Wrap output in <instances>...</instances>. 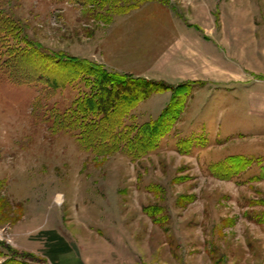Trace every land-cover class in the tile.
Instances as JSON below:
<instances>
[{"label": "rangeland", "instance_id": "374dc122", "mask_svg": "<svg viewBox=\"0 0 264 264\" xmlns=\"http://www.w3.org/2000/svg\"><path fill=\"white\" fill-rule=\"evenodd\" d=\"M0 15L43 50L109 74L154 80L135 68L167 52L181 65L194 59L195 69L207 60L217 73L166 82L182 99L178 120L134 156L124 146L87 148L77 130L48 118L91 94L95 77L53 67L69 78L50 93L0 69V264L13 253L27 264H58L46 231L83 248L90 241V257L107 264H264V0H144L124 13L0 0ZM17 42H0L4 58ZM167 92L162 110L154 96L166 92L119 118L127 138L161 116Z\"/></svg>", "mask_w": 264, "mask_h": 264}, {"label": "trees", "instance_id": "16d2710c", "mask_svg": "<svg viewBox=\"0 0 264 264\" xmlns=\"http://www.w3.org/2000/svg\"><path fill=\"white\" fill-rule=\"evenodd\" d=\"M69 1L86 7L107 8L109 13L113 11L124 13L144 0ZM19 27L15 21L0 15V42L9 35H13L18 40L11 50H7L6 58L3 57L4 53H0V69L8 73V78L12 82L20 83L25 76H30L31 80L28 81L42 82L50 93H54L58 88L63 87L69 78V75L57 72L53 68L63 65L78 68L74 70V78L79 74L96 78L93 83L94 91L87 96L76 98L73 107L68 111L61 112L53 108L48 113V118L53 119V123L58 127L77 130L80 141L87 148H106L103 152H114L124 146L135 156L136 152L141 151L145 145L153 147L156 143L153 138L164 135L172 128L173 122L178 120L177 113L180 111L182 99L176 98L178 89L174 85L163 81L109 74L94 66L91 61L45 51L40 45L30 41ZM167 91H171L173 95L161 116L154 122L139 127L133 139L127 138L126 135L129 136L130 132L123 131L119 118H124L140 102L153 94ZM48 234L53 238L55 232L41 233V235ZM50 248L52 251L49 256L53 260L59 256V253L65 252L64 246L55 243ZM19 256L24 258L27 255L19 254ZM19 256L13 253L10 259L1 264H27L21 262L17 258Z\"/></svg>", "mask_w": 264, "mask_h": 264}, {"label": "crops", "instance_id": "0c3cea01", "mask_svg": "<svg viewBox=\"0 0 264 264\" xmlns=\"http://www.w3.org/2000/svg\"><path fill=\"white\" fill-rule=\"evenodd\" d=\"M167 57L158 58L156 62H154V65H151L148 63L149 60L152 58L145 57L140 61V66L135 69H139V73H135L133 70L127 69V67H122L120 69L122 72L127 73L131 72V74L135 73L136 75L154 79V80H162L171 84H177L181 81L187 80V79H199L203 78L205 80H209L212 77L216 76L217 73H213L211 67V63L207 60L200 61L198 63V68L195 69V60L187 57L185 60V63L183 62L182 65L180 61L177 60L175 55L173 53L168 54L166 53ZM176 54V53H175ZM152 57V56H151ZM154 61V60H153ZM110 67H118L115 64H109ZM117 70V69H116ZM222 75V73H221ZM158 96L162 100L159 99V103L156 106L155 109L162 110L164 108V105L167 104L169 98L171 97V93L166 92L164 94L155 95L154 97ZM50 239H55L53 243L49 241V246L51 243V246L55 243L60 246H64L65 252L59 253L58 261L57 258L54 260L58 264H107L105 256H101L100 258L90 257V253L93 249L88 248L86 245H89L90 241L84 240V248L80 245L71 244L66 237L58 233V235L55 233L53 238H51V235H49ZM90 246V245H89ZM51 249H49V254L51 253ZM73 253L75 256V260L73 262L68 261V258L65 257L67 254ZM102 255V254H101Z\"/></svg>", "mask_w": 264, "mask_h": 264}]
</instances>
